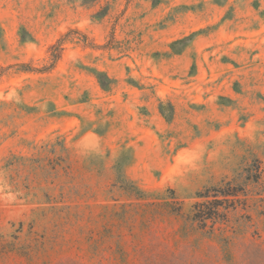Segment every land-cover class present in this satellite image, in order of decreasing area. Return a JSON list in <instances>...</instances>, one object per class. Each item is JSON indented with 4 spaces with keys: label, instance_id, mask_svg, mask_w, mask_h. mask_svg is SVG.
<instances>
[{
    "label": "rangeland",
    "instance_id": "rangeland-1",
    "mask_svg": "<svg viewBox=\"0 0 264 264\" xmlns=\"http://www.w3.org/2000/svg\"><path fill=\"white\" fill-rule=\"evenodd\" d=\"M0 242V264H264V0H0Z\"/></svg>",
    "mask_w": 264,
    "mask_h": 264
},
{
    "label": "trees",
    "instance_id": "trees-1",
    "mask_svg": "<svg viewBox=\"0 0 264 264\" xmlns=\"http://www.w3.org/2000/svg\"><path fill=\"white\" fill-rule=\"evenodd\" d=\"M60 43L61 42L59 41L58 44L52 48L54 60L53 64L57 63V61H59L62 57L60 51H62L63 49L61 48ZM57 48L60 49V51L55 54L54 51ZM54 65H52V67ZM24 68L30 67L28 65H25ZM103 86L105 87L106 85ZM239 193L240 191L237 188L232 187L230 183L224 186L207 189L204 193H201L199 195V197L204 199L205 201L198 202L193 206L192 215L190 217L191 220H193L194 223H198L201 229H206L209 222H212L213 226L216 223L223 222V220L226 219L229 210L235 209L236 203L239 202ZM210 198L213 199L210 200ZM20 225L23 226V224ZM14 238L18 239V237ZM5 246L6 245H3V243L0 242V249H5Z\"/></svg>",
    "mask_w": 264,
    "mask_h": 264
}]
</instances>
